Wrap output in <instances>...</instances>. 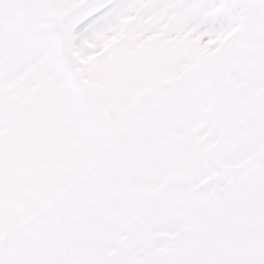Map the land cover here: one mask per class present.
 Instances as JSON below:
<instances>
[{"label": "snow or ice", "instance_id": "6c2138e0", "mask_svg": "<svg viewBox=\"0 0 264 264\" xmlns=\"http://www.w3.org/2000/svg\"><path fill=\"white\" fill-rule=\"evenodd\" d=\"M0 264H264V0H0Z\"/></svg>", "mask_w": 264, "mask_h": 264}]
</instances>
